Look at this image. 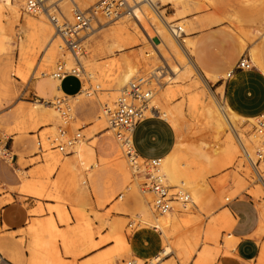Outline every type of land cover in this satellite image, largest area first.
<instances>
[{"label": "rangeland", "instance_id": "obj_1", "mask_svg": "<svg viewBox=\"0 0 264 264\" xmlns=\"http://www.w3.org/2000/svg\"><path fill=\"white\" fill-rule=\"evenodd\" d=\"M76 1L81 8H87L99 0ZM176 1L178 2L177 6H172V4L161 6V0H158V3L160 2L158 5L159 12L173 24H184V28L187 30V36H181L180 41H185V39L192 40L191 59L197 62L205 73H209L211 80L205 81L200 74L192 73L189 77L184 78L180 72L175 74H173V72L171 73L168 67L176 66L177 68L179 62L177 59L180 60L181 58H179L180 56L174 55L173 57V55H169V53L160 46L159 38L152 32L151 28L150 38L145 39L143 36L144 32H141L139 24L137 22L135 24L130 17V19L128 18V25L130 23L128 26L129 29L124 28V30L120 28L124 25L123 19L113 22H106L100 19L101 28H98L99 26L96 28L93 26V29H95L93 32L94 34H89L87 37L88 39L86 38L87 40L82 39L80 45L81 56H83L85 61H90L91 66L96 67L97 78L92 80L86 77L82 72L79 74V80L83 88L82 94L80 95L82 99L78 102V105H82L84 108L83 110L75 112V117H77L78 120L77 123H73L70 118L67 122L65 121L67 124H63L60 120L61 118L58 119V108L48 109H53L55 113H58L56 114V119L58 121L57 126H61V128L67 131L66 136L69 137L78 132L81 136L80 139L85 138L86 143L90 146L98 143L100 138L109 136L110 139L116 143V149H118L120 144L116 141L113 132H110L108 122L105 120L106 118L103 117L105 106L99 103L98 100L99 93L105 95L109 94L110 87L107 85L113 84L116 81V70L110 69L109 65L122 53H125L127 56H130L136 64L140 62L137 64V66L139 65L138 67H141L137 78H141V80L149 79V75L146 73L148 67L149 70L157 66L160 69L163 68L164 74L158 79V84H154L155 81L152 80L151 87L155 88V90L154 93L152 92V98L149 104L156 101L164 90L167 94H164L165 96L161 100V103H165L163 106L172 113H170V115L173 121L175 119L177 127H173L170 122L166 120L162 121L166 122V124L172 128L176 142L180 140L189 144H202L209 151L213 152L214 156H217V154L220 156V158H216L215 156V160L217 161L216 169L214 170L211 168L206 171L205 179L208 182V190L211 188L209 193H217V188L219 187L221 189L220 186H222L224 187L222 188L223 192H221L223 199H221V197L220 199L222 202L223 200L225 201L224 198L230 197L229 194L227 196L226 191L230 190L229 192H231L235 190L232 184L233 181L231 180L234 179L238 171V165L241 166L244 164L239 169H242V167L248 169L246 174L243 169L240 171L243 179V188L238 190L239 193L236 191L237 195L233 200L225 201L223 206L218 207V205H222L219 203L216 205L218 208L215 206V210L213 209V211L217 214L223 207L229 209L234 204L242 202L252 206L256 217L260 220V216H264V211H262L264 210V197L261 198V196H264V193H261L260 196L258 195L260 194L258 192V190H260L258 181L241 155L237 141L235 142V137L231 138L229 134L231 132L227 130L226 127L224 129L226 133L219 132L216 134L214 132L216 129L214 123H207L208 120L202 117L201 113L205 111L209 104L211 106L214 102L222 106L223 100L231 109L237 110L244 117L256 116L261 117L258 118L259 120H264V116H262V113H264V75H261V73L250 64L247 69L236 71L231 79L225 80V74L234 67L240 57L245 56L248 60V51L250 49L258 48L261 53V60L264 61V0ZM20 12H22V14H20L21 19L19 17V20L16 22L13 21L9 14H6V17L1 19V21L3 20L1 22L2 26L3 24L5 26H3L4 34L0 33V68L8 66L11 69L8 75L9 86L7 85L5 88L0 89V99L4 100V102H6L5 106L13 111L18 107L24 109L28 108V110L31 109L34 102L41 97V93L35 86L36 79H49L56 83L55 80L51 79V74H53L57 63L62 64L60 60H55L51 66L44 65L40 59L42 55H40V51L38 49V51L33 49L28 39L25 40V38L29 36V33L31 35L33 32V29L27 26L26 22L27 20L35 19L36 15L25 14L23 10ZM154 15L155 14L150 12L148 16L153 17ZM219 19L221 21L218 22L217 20ZM213 21L217 22L213 23ZM19 22L23 27L24 34L20 31V26H18ZM45 23H47V21H45ZM46 25L48 26L49 33L52 34L51 26H49L48 23ZM144 25L147 26V23L144 22ZM114 43L121 47L112 48ZM156 49L160 51L157 53ZM175 57L178 58L176 59ZM200 57L203 58V63L210 67V70H207L209 68L206 69V67L199 62ZM150 58L152 60H150ZM174 58L177 63H175L176 61ZM143 59L145 60L144 64L150 63L148 67L146 65L143 66V63H141ZM152 61L153 64L151 65ZM182 64L183 63L180 64V67ZM221 67H224L223 70H220ZM16 70L23 75V79L15 73ZM151 79L153 78L149 80L151 81ZM219 86L222 87L219 88ZM86 94H88V97H85ZM57 97L64 99L65 105H70V99L59 93H55L51 98L48 97L49 99H43L42 101L53 100V98ZM190 98L195 99L196 102L191 110L187 106V101ZM90 99L96 100L99 104L95 101L91 102ZM59 108L63 109V106H59ZM70 115L72 116L71 113L69 117ZM60 117H62L61 114ZM100 117L104 120V127H101L99 121ZM52 119L53 118L49 117L46 124L41 125L42 127L40 124H36L32 126L31 129L21 130L17 133L8 132L7 134V131L0 127V132L2 133H0V140L4 141L7 139V145L11 148V152L14 155V162L12 164H7L0 159V250H3L4 253H0V264H29V261L34 257L32 243L36 239V236L39 238V241L48 243L50 246L49 252H57L63 264H92L96 259L100 257L102 259L105 255V259L103 258L105 262L107 261V256L109 257L108 261L113 258L116 259L119 254L115 252V244L108 236L109 234L107 233L105 225L114 220L121 221L122 233H124L126 237V244L129 251L128 256L123 257L122 260L118 258L117 264H127V262H132V259L139 260V264H198V251L203 248V244L200 240L197 241L196 246L192 247L190 245L189 250H192L191 252L187 248L189 245L178 250L176 246H171L163 240L159 232H155L154 229L140 222H135L134 216L141 210L142 204H144V207L146 205L150 206V212L153 213L154 216L158 214L152 210L151 195L149 194L147 196L145 194V192L147 193L144 188V175L146 171L138 175L140 179L137 181V185L132 182V184L124 183L121 175L123 171L117 169L115 166V162L117 163L118 161H123L127 166V159L124 157L125 155L121 146V150L118 149V161L109 159L104 166H97L91 171H84V169H82V179L80 178L81 181L78 180L76 183H73L71 180L69 181V175L60 174L58 169L52 172L50 168L44 167L43 158H39L41 155L42 157L56 155L58 157L60 156L59 158L61 160L70 156L60 154L55 149L58 143H64L65 137L59 136L57 127L53 129L54 131L51 130L50 132L48 128L50 125L52 126ZM148 119L161 120L158 118ZM255 121L256 120L251 124L246 120L242 121L237 125V132L244 134L246 137L253 135L252 125ZM38 131L40 134H38V138H36ZM50 134L52 136H50ZM225 139H229V141L237 147L238 153L234 155L237 156V159H234V162H232L233 165L231 164L230 167L225 166L226 168L222 166V169L221 164L223 165L224 163L222 159H224L223 148L225 146ZM43 140L50 145L48 146L49 149L42 154L39 152L37 144H39L38 146H42ZM143 147L147 149L149 146L144 145ZM69 151L70 149L68 150L70 154ZM220 153L222 155H220ZM219 159L222 161H219ZM238 162L242 163L239 164ZM218 163L220 164L218 165ZM146 165V167L149 166L148 164ZM197 168L198 166H194L192 170L197 172ZM36 169L38 170L36 171ZM20 173H23L26 179L22 180ZM242 173H244V175ZM58 175L60 176L59 180H57L59 177ZM64 179H67L73 184H69V182ZM61 180L63 183L66 181L67 184L66 182L64 184L61 182L60 184ZM82 182H85V184H82ZM222 182L224 183L222 184ZM23 183L33 185L35 189L41 192L42 197L40 196L37 198L31 196L29 193L21 192ZM215 183H220V186ZM255 188H257V191H254ZM251 191L257 192V198L259 200L257 198L254 200V198L251 197L252 194L249 193ZM51 194L54 196L58 195L59 199L49 197ZM257 195L254 194L253 196L255 197ZM100 196H103L102 201L97 200ZM57 211H62L64 217L59 218V216L56 215L57 213H55ZM78 212L79 214L81 213V215H78ZM178 214H180L178 215L179 220L186 219L185 214ZM231 214L235 219L234 214L232 212ZM190 215L195 216L196 211L193 210ZM48 220L53 222L54 231L51 233H44L42 232V227ZM209 220L210 218L200 217V223L204 227L208 224ZM261 223L257 224L259 237L255 238L259 247L264 244V229H262L264 227H259L264 226V223H262V225ZM80 225L81 228L84 227L83 229L89 231V235L91 236L87 245L83 244L77 234L73 232L75 227ZM33 228H35V230ZM66 236L73 239L74 246L70 248V250L72 249L74 254L65 253L68 249L62 245V239ZM159 240L161 242V247ZM216 243L218 244L210 243L209 245L211 247H217L218 250L212 264H216L220 256L231 255L233 251L232 245L228 242V231L220 232ZM160 248L159 256L161 257L158 256L159 262H155L153 256ZM162 248L166 250L162 251ZM112 252L114 253L112 254ZM131 253L141 259L134 257ZM45 259L46 257L38 254L36 263L38 262V264H40L39 262L41 261V264H43L45 263ZM151 259L153 262L149 261ZM255 264H257L256 261Z\"/></svg>", "mask_w": 264, "mask_h": 264}, {"label": "bare ground", "instance_id": "obj_2", "mask_svg": "<svg viewBox=\"0 0 264 264\" xmlns=\"http://www.w3.org/2000/svg\"><path fill=\"white\" fill-rule=\"evenodd\" d=\"M133 1H134V6L130 7L128 9L127 13L120 15L116 19V20L123 19L124 25L120 28H123V30H124V28L125 29L128 28V26L130 25V23L128 25V18L129 17L135 22V24H136V22L139 24V26L141 28V29L140 28L139 29L141 30L142 33L143 32L145 33V34L143 33V36L145 37V39L150 38V28H151L152 32L154 34H156L157 37L159 38L160 46H162V48H164L169 53V55L171 54V55H173V57H174V55H176L178 57L180 56L179 58H181L183 60V61L181 59L179 60V59H177L178 57H175L177 59V61H179V62L182 61L181 63H183V64L180 67L181 63L178 62L177 68H176V66L168 67L169 70L171 71V73L173 72V74H175L177 72H180V74L182 73V77H184V78L189 77L190 74H192V73L199 74L198 70L196 69V67L194 66V64L191 60L192 40H186L185 39V41H180L181 36H184V37L187 36V34H186L187 30H185L184 24L183 23H174L173 24L170 21H168L167 18L164 15H162L160 12H159V15H157V17H156V15H154L155 17L154 16L153 17L148 16L151 12L149 7L146 4L139 2V0H133ZM157 2H158V0H157ZM22 3H23V0H0V33L4 34V27L3 26H5V25L3 24V26H2L1 22L3 20L1 21V19L6 17V14L11 15V18L13 19L14 22L19 20V17L21 19L20 14H22V12H20V11L23 10L25 14H28V13H26L25 8H24V4H22ZM59 3H60L59 5L61 7L62 12L68 18V16H69L68 5H67L66 0H59ZM161 3H162L161 6H165V5H169V4L170 5L172 4V6H177V4H178V2L176 0H161ZM28 15H32V14H28ZM34 15H36L35 19L27 20V22H26V25L30 26L33 29V32L31 33V35L29 33V36H27V37L25 36L26 37L25 40L28 39V42L32 45L31 47H33V49H36V50L38 49L40 51V55L42 54L40 56V59L44 63V65L51 66L55 60H60L64 69H66V70L67 69L68 70L78 69L80 73L81 72L84 73L86 75V77H88L92 80L97 78L96 67L91 66L90 61H85L83 56H81V54L79 55V58H78L79 66H76L72 56L64 48L61 40L58 38V36L54 32L50 22L46 18V15L44 13H37ZM45 21H47L49 26H51V30L53 32L52 34L49 33V29H48V26L46 25L47 23H45ZM217 21L219 22L220 20H217ZM217 21H213V23H216ZM144 22L147 23V26L144 25ZM138 24H137V26H138ZM18 26H20V31L23 32V34H24V30H23L22 25H20V22L18 23ZM101 26H99L98 28H101ZM176 27H178L180 29V33H181L179 36L180 38L174 37V35H172V33L170 32V29H173ZM94 30L95 29L92 28V30L90 32H88L86 34L87 36H85L83 39L87 40L88 39L87 37L89 34H94L93 33ZM119 31H121V30H119ZM110 36H113V35H110ZM240 37H241V35H240ZM57 39L60 41H58ZM114 47L120 48L121 46L114 43L112 48H114ZM157 49H158V47H157ZM108 50H110V49H108ZM159 51L157 50V53ZM159 55H161V54H159ZM248 55L251 59V62L259 70L264 72V65H262V63L259 60L257 50L256 49H250L248 51ZM176 59H175V61H176ZM150 60H152V59L150 58ZM139 61H141V60H139ZM177 61L175 63H177ZM139 63H137V64H139ZM141 63H143V66L146 65L147 67L150 65V63L144 64L145 63L144 59H143V61H141ZM137 64H136V62H134L130 58V56H127L125 53H122L119 57H117L114 61L111 62L109 67H110V69L116 70V81L113 84L107 85L110 87V90H109L110 93L109 94L105 95L103 93H99V96H98L99 103H102L105 106L104 110L106 109L109 111H113L116 108L118 98L121 95L123 89L126 87V85L129 84L130 82H135V81L141 79V78H137L138 73L140 72V69H141V67H138L139 65L137 66ZM152 64H153V61H152L151 65ZM247 64L249 67L250 63L248 60H247ZM145 67H143V68H145ZM145 69H147V68H145ZM158 69H159L158 66L154 67L151 70H149V67H148L146 73H147V75H149V79L150 78H153V79H151V81L149 79L148 80L146 79L144 81H147L149 85H152L151 84L152 80H154V81H156V83H154V84L157 85L159 77L164 74L163 72L157 71ZM143 72H144V70H143ZM15 73L20 78H22V79L24 78L23 75L18 70H16ZM141 76H142V74H141ZM51 79L55 80L53 78L52 74H51ZM55 81H58V80H55ZM154 90H155V88H154ZM154 90H153V93H154ZM164 94H167V93L163 90V92L159 95V97L156 99V101H153L152 104L148 105V108L146 109V112H145V117L159 116V117L167 120L168 122H170V124L176 128L177 126L175 123V119L173 121V119L170 115L171 112L168 111L169 109L167 110L166 107L163 106V104H165V103H161V100L165 96ZM85 97H88V94H86ZM54 99L55 98H53V100ZM62 101L63 102L61 103L60 106H63V109H60L59 107H57L58 108L57 111L59 110L58 111L59 112V118L58 119L61 118L60 120H61V122H63V124H67L66 122L70 118L72 119L73 123H77L76 121L73 120L74 99L70 100V105H65L64 99H62ZM45 102H47V101H43V102L36 101V102H34L33 107L31 109L27 110L28 120L30 122L29 121H26V122H28L30 125L24 126V125H20L18 122V124H16L14 127H12V128L10 127L9 129H7L6 133L7 134H8V132L9 133H15V132L17 133V132H20L21 130L23 131L25 129H31V127L36 125V124H40V126L45 125L47 122V119H49V117L53 118L52 119L53 120L52 126L50 125L51 127L49 126V128H48L50 130V132H51V130L54 131L53 129H56L55 127H57V130H58L59 127H61V126H57L58 121L56 119V116H57L56 114H58V113H55V111L53 109H48V108H55V107L45 106ZM166 103H167V100H166ZM195 103H196L195 99L190 98L187 101L188 108L191 110L195 106ZM104 110H103V117L106 118L105 120L107 121V117L104 115ZM66 111L68 113L67 118H65V116H63V114ZM70 113L72 114V116L70 115V117H69ZM60 114L62 117H60ZM201 114H202V117H204L206 120H208L207 123H211V122L214 123V125L216 126V129L214 132L216 134L219 132L226 133L224 130L226 127L227 130H229L231 132V133H229L231 138L235 137V139H236L235 142L237 141L239 148H240V143H241L246 148V150L248 152H250V150L252 151V149L256 145L257 140L255 139V137L253 135L246 137L244 134L237 132V130H238L237 125L239 123H241L242 121H245V120L235 116L234 114H232L224 104L222 106H219L215 102L212 103L211 106L209 104V106L206 107L205 111ZM25 119H27V118H25ZM99 119H100L99 121H100L101 127H104L103 118L100 117ZM254 120H258V118L249 119L246 121H248L251 124L254 122ZM108 128L110 129V132L112 133L113 130L109 127V124H108ZM43 131H45V130H43ZM38 132H37V138H38V134H40V132L39 133ZM113 134H114V132H113ZM232 134H233V136H232ZM50 136H52V135L50 134ZM60 137H63V136H60ZM216 137H217V135H216ZM216 137L214 136L215 139H216ZM107 138L108 139H106L104 142L101 140L98 143H95L94 145L92 144L93 146H90L88 143H86L85 138L79 139L70 148V151H69L70 154L67 153L70 156L65 158L64 160L63 159L61 160L59 158L60 156L58 157L56 155L48 156V157H42V155H41V156H39V158L40 159L43 158L44 167L50 168L52 172L58 169L60 174L69 175L68 176V177H70L69 181L71 180V181H73V183L74 182L76 183L78 180H80V178L82 179V177H80V173L78 170L79 164H81L83 166L84 171H91V170H93V168H96L97 166H104L108 162L109 159L118 161L117 160V159H119L118 149H120V146H121L123 153L125 155L124 157H126L125 148L120 144V142H118L116 139V141L120 144L118 146L119 148L116 149V145H115L116 143H114V141L112 139H110L109 136ZM129 141H130V137L128 138V144L130 143ZM225 141H226V143H225ZM225 141H224L225 146L223 148L224 159H222L224 161V163L220 162V163H223V165L221 164L222 169H223L222 166H224V168L230 167L232 162H234V159L237 157L234 155H236L238 153L237 147H235L229 141V139H227V140L225 139ZM41 143H42V141H41ZM49 145L50 144L48 142L43 140L42 146L41 145L38 146L39 152H41L43 154L47 149H49V147H48ZM215 145H217V144H215ZM219 146H221V145H219ZM64 155H66V154H64ZM220 155H222V154L220 153ZM215 156H214L213 152L209 151L202 144H189V143H186L184 141L178 140V142L175 143L174 149L166 158L156 161V167L155 168L150 167V165L148 167H146L147 166L146 164H148V162L142 161L137 156L133 159V162H131L130 159H127V157H126L127 166L124 164L123 161H118L117 163L115 162V166L117 167V169H120L121 171H123V175H124V178H125V181L127 184L132 182V183H135L137 185L138 184L137 181L140 179V176H138V175H140L144 171H146L145 174L159 176L161 182L170 188L171 193L174 192L175 190H181V191H184L188 195L189 201L185 205H182L180 203V201H172V203L170 204V207H171L170 210L163 213V214H158L157 216H154L153 213L150 212L151 211L150 206L146 205L144 207L143 211L137 217H135L134 220L137 223L140 222V223L147 225L150 228L154 229L156 232H159L161 234L163 240H165L171 246H176L178 250L185 248L187 245H189V247H187L189 250L190 245L192 247L196 246L197 241L200 240V242L203 244L202 245L203 248L200 251H198L199 252L198 253V261H197L198 264H212L214 262L218 250H217V247H213V246L211 247L209 245H210V243L218 244L216 242L218 241L219 233L222 231H228V229L231 225V217L227 213V211H225V210L220 211L216 214L215 211H213V209L219 203L222 205H218V207L223 206L225 204L224 203L225 201H229L231 199H234V197L237 195V193H239L238 190L240 188L241 189L243 188L242 187L243 179L241 177L240 171H242V169H243L245 174L248 171V169L246 167H244V168L242 167V169H239L244 164H242L241 166L238 165V167H239V168H237L238 171L236 172L234 179L231 180V181H233L232 184L234 185L233 187H235V190H233L234 192L233 191L229 192L230 190L226 191L227 196L229 194L230 197L224 198L225 201L223 200V202H222L221 199H223V198L221 196V194H222L221 192H223L222 188H224V187L220 186L221 182L215 183V184H219L221 189L218 187L217 193L213 194V193H209V190H211V188L208 190V187H209L208 182L205 179L207 169L210 170L211 168H213L215 170L217 167L216 166L217 161L215 159L220 158V156H218V154H217L218 157L216 156V158H215ZM222 160L219 159V161H222ZM220 163H218V165ZM240 163H242V162H240ZM194 166H198L197 172H194L192 170ZM218 168H220V167H218ZM37 170L38 169H36V171ZM46 171L48 172L47 169H46ZM43 173H42V175H43ZM56 173H57V171H56ZM210 173H211V171H210ZM244 173H242V174L244 175ZM257 173L258 174H256L255 177H256V180L258 181V185H259L258 187L260 188V190H258V192L260 193L258 195L260 196L261 193H264V160H262L258 164ZM24 176L25 175L23 173L20 174V177L22 178V180L26 179ZM60 176L58 177L57 180L60 179ZM66 177H64V178H66ZM27 180H29V179H27ZM64 180H67V179H64ZM61 182H62V180L60 181V184H61ZM71 183L69 182V184H71ZM223 183L224 182H222V184ZM55 184H56V182H55ZM66 184H67V182H66ZM82 184H83V182H82ZM56 187H57V185H56ZM129 187H130V185H129ZM257 188H255L254 191H257ZM69 190H71V189H69ZM236 191H237V193H236ZM21 192L29 193L31 196H34L37 198L41 196V192L38 191L37 189H35V187L29 183H23V185L21 186ZM227 192H229V193H227ZM251 192H253V191H251ZM251 192H249L250 194H252L251 197H253L254 200H256V198L258 197L257 192L256 193L253 192L254 194L257 195L255 197L253 196L254 194ZM224 193H225V191H224ZM249 193L247 192L248 195H249ZM145 194L147 196L149 195L148 192L147 193L145 192ZM225 196H223V197H225ZM49 197H52L54 199H59L58 195L54 196L51 194ZM220 197H221V199H220ZM262 197H264V196H261V198ZM71 199H72V197H71ZM260 201H261V199H260ZM66 203H68V202H66ZM259 203H261V202H259ZM78 204H79V202H78ZM261 207H262V205H261ZM259 208H260V206H259ZM76 210H78V209H76ZM193 210L196 211L195 216L190 215V214H192ZM78 211H80V210H78ZM262 211H264V210H262ZM55 213H57L56 215H58L59 218L64 217V214L62 211H57ZM178 213H181V215L185 214L186 219L179 220L178 215H180V214H178ZM78 215H81V213L79 214V212H78ZM200 217L210 218V220L208 221V224L205 227L202 226V224L200 223ZM262 220H264V216L261 215L260 216V223ZM120 222H121L120 220L119 221L114 220V221H110L107 224H105L106 228H107V233L109 234L108 236L111 238V240H113V243L115 244V252L118 253L119 256L116 259L113 258V259H110L109 261H108L109 257L107 256L108 258L106 257L107 261L105 262L103 260V258L106 256L105 255L104 257H102V259L100 257V258L96 259L95 262L93 261L94 263L91 262L92 264H117L118 258H121L120 260H122L123 257L128 256L129 251H128L127 244H126V237H125L124 233H122V224ZM262 223H264V221H262ZM262 223H261V225H262ZM85 227H87V226H85ZM259 227L261 228L264 226H259ZM83 228H81V225H80L78 227H75L73 232L77 234L78 238L81 240V242L83 244L87 245L91 239L90 238L91 236L89 235V231H87ZM33 229L35 230V228H33ZM262 229H264V228H262ZM53 231H54V224L51 220H48L46 222V224L43 225L42 232L51 233ZM257 234H258L257 236L259 237V232ZM105 240H108V239H105ZM166 242H164V243H166ZM32 244H33L32 248H33V252H34L33 253L34 257L29 261V264H38V262L36 263V257L38 256V254H41L42 256L46 257L45 263H43V264H49V262H50V264H63L60 261L56 251L49 252L50 246L48 245V243H44V242L39 241V238L36 236V239L34 240V242ZM215 244H212V245H215ZM62 245L66 249H68L65 252L66 254H74L72 249L70 250V248H73V246H74V242H73L72 238H68L67 236L64 237L62 239ZM165 250L166 249L163 250V248H162V251H165ZM189 251L191 252L192 250H189ZM167 252H169V251H167ZM113 253L114 252H112V254ZM159 255H160V253L154 257L155 262H159V259H158ZM177 255H178V253H177ZM109 256H110V254H109ZM159 257H161V256H159ZM149 261L153 262L152 259ZM256 262H257V264H264V244H262L260 246V252H259V255H258ZM39 263L41 264V261ZM128 263L129 264H139L140 261L137 259H132V262H127V264Z\"/></svg>", "mask_w": 264, "mask_h": 264}, {"label": "built area", "instance_id": "obj_3", "mask_svg": "<svg viewBox=\"0 0 264 264\" xmlns=\"http://www.w3.org/2000/svg\"><path fill=\"white\" fill-rule=\"evenodd\" d=\"M66 2L68 5V18L61 11L59 0H23L26 13L32 15L44 13L46 15L54 32L72 56L76 66H79L78 58L81 54L82 39L92 30L93 26L95 28L101 26L100 19L113 22L120 15L127 13L130 7L134 6L133 0H99L87 8H81L76 0H66ZM139 2L146 4L153 14L159 15L157 0H139ZM170 32L174 37L180 38L181 33L178 27L170 29ZM247 68V58L245 56L240 57L231 71L226 74L225 80L231 79L234 71H243ZM157 71L163 72V68H159ZM79 74L78 69L66 70L62 64L57 63L52 75L55 80L60 81L65 76H73L79 79ZM153 90L154 88L144 80L139 79L130 82L119 96L116 108L113 111L104 110L109 127L113 130L117 141L125 148L126 157L131 162L136 157V153L132 144H128V138L132 136L135 127L145 119V112ZM62 102V98H55L45 102V105L59 107ZM67 114L66 111L63 116L67 118ZM58 134L65 138L64 143H58L55 149L61 154L69 155L67 154L68 149L81 138L80 134L76 132L68 137L66 136L67 131L61 127L58 129ZM252 134L257 140L252 151L248 152L241 143L240 151L254 176H256L258 174L257 166L264 160V120L258 119L255 121L252 125ZM0 159L7 164L14 162V155L7 145V139L0 140ZM148 165L155 168V159L148 160ZM144 180L145 191L152 197V210L157 214L169 211L172 201H180L182 205L189 201V197L184 191L175 190L171 193L170 188L161 182L159 176L145 174Z\"/></svg>", "mask_w": 264, "mask_h": 264}, {"label": "crops", "instance_id": "obj_4", "mask_svg": "<svg viewBox=\"0 0 264 264\" xmlns=\"http://www.w3.org/2000/svg\"><path fill=\"white\" fill-rule=\"evenodd\" d=\"M253 49L257 50L259 60L262 63V65H264V61L261 60L260 50L258 48H253ZM191 56H192V52H191ZM248 61L253 67H255L261 73V75H264V72L259 70L251 62L250 57L248 58ZM192 62L196 67V69L198 70L199 74L204 78L205 81L211 80L209 73L207 72L205 73V71L202 70V68L197 62H194L193 60ZM199 62L203 64V66L206 67V69L209 68L207 70H210V67H208L203 63L202 57L199 58ZM223 68L224 67H221L220 70H223ZM10 70L11 69L8 66L0 68V89L5 88L7 85L9 86L8 75L11 72ZM235 72L236 71L233 72L232 77L234 76ZM35 86L36 89L41 93V97L37 101L43 102L42 101L43 99H49L48 97L51 98L55 93L62 94L64 97L70 100L74 99L73 120L76 122L78 121L77 117H75V112L83 110L84 108V106L78 105V102L82 99L80 95L82 94V88H83L78 78H75L73 76H65L60 81H56V83H54L49 79L37 78ZM221 87L222 86H219V88ZM93 101L99 104L96 100L92 99L91 102ZM222 102L232 114H234L239 118H242L244 120L260 118L256 116L244 117L237 110L231 109L225 103V101L222 100ZM5 103L6 102H4V100L0 99V127L7 130L10 127L11 128L14 127L16 124H18V122L20 125H24V126L30 125L28 122H26L29 121L28 112H27L28 108L24 109L22 107H18L16 110L13 111L10 108H7V106H5ZM262 116H264V113H262ZM24 117L27 119H25ZM148 118H158L161 120L148 119ZM162 120L165 119L159 116L145 117V119L135 127L132 136L130 137L129 144H132L136 156L140 158L142 161L148 162V160L150 159H155V161L162 160L166 158L174 149L176 142L174 131L168 124H166V122H163ZM106 139L108 138L107 137L100 138V141L102 140L104 142ZM144 145L149 147L146 149V147L145 148L143 147ZM82 169H84L83 166L79 164L78 170L80 173V177H82L81 174ZM121 175L124 183H126L122 173ZM83 184H85V182H83ZM97 200L102 201L103 196L98 197ZM141 207H142L141 210L134 216V218L137 217L143 211L144 204H142ZM229 209L234 214L235 219L232 216ZM229 209L227 207H223L221 211L223 210L227 211V213L231 217V225L228 229V242L232 245L233 251L231 252V255L220 256L216 264H250V263L255 264V261H257L260 252V247L258 246L255 240V238H258L257 224L260 223V220H258V218L256 217L253 207L245 203L241 202L238 204H234ZM159 244L161 247L160 240H159ZM160 250L161 248L153 257H155L160 252ZM0 253L4 254L3 250H0Z\"/></svg>", "mask_w": 264, "mask_h": 264}]
</instances>
